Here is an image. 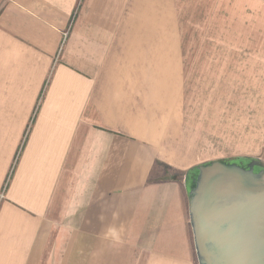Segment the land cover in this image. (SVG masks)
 I'll use <instances>...</instances> for the list:
<instances>
[{
  "label": "crops",
  "instance_id": "0c3cea01",
  "mask_svg": "<svg viewBox=\"0 0 264 264\" xmlns=\"http://www.w3.org/2000/svg\"><path fill=\"white\" fill-rule=\"evenodd\" d=\"M178 2L0 0V264H198Z\"/></svg>",
  "mask_w": 264,
  "mask_h": 264
},
{
  "label": "rangeland",
  "instance_id": "374dc122",
  "mask_svg": "<svg viewBox=\"0 0 264 264\" xmlns=\"http://www.w3.org/2000/svg\"><path fill=\"white\" fill-rule=\"evenodd\" d=\"M210 8L207 13L206 0L178 2L182 151L193 166L236 156L264 159V29L223 27L231 22ZM173 173L183 179L186 171Z\"/></svg>",
  "mask_w": 264,
  "mask_h": 264
},
{
  "label": "water",
  "instance_id": "95a60500",
  "mask_svg": "<svg viewBox=\"0 0 264 264\" xmlns=\"http://www.w3.org/2000/svg\"><path fill=\"white\" fill-rule=\"evenodd\" d=\"M198 264H264V159L212 160L183 179Z\"/></svg>",
  "mask_w": 264,
  "mask_h": 264
}]
</instances>
